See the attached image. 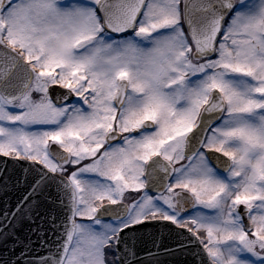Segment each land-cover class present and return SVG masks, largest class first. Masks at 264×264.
Instances as JSON below:
<instances>
[{
	"label": "snow or ice",
	"instance_id": "obj_1",
	"mask_svg": "<svg viewBox=\"0 0 264 264\" xmlns=\"http://www.w3.org/2000/svg\"><path fill=\"white\" fill-rule=\"evenodd\" d=\"M0 157L3 219L43 197L59 231L5 264H160L134 238L162 222L264 264V0H0Z\"/></svg>",
	"mask_w": 264,
	"mask_h": 264
},
{
	"label": "water",
	"instance_id": "obj_2",
	"mask_svg": "<svg viewBox=\"0 0 264 264\" xmlns=\"http://www.w3.org/2000/svg\"><path fill=\"white\" fill-rule=\"evenodd\" d=\"M0 171H3L4 175L12 177L8 191L6 193L0 191V264L16 260L21 252H25L26 258L30 260L47 255L56 236L59 235V231L52 227L53 213L50 202L40 197L38 198L39 203L32 207L30 213L22 209L16 219L9 216L8 220H4V210L7 208L10 211H15L18 200L22 199L27 189L23 183L24 169L14 166V162L10 158L0 157ZM17 177L21 180L19 186L16 184ZM55 223L59 225V219ZM162 223L167 224V227L145 229L142 234L135 235L137 254L148 260L150 259L147 256L149 251L158 253L156 259L160 264H199V258L194 255L199 246H189L186 251L180 249L178 245L182 241L177 235L180 230L175 229V226L168 222ZM60 231H62V225ZM5 232L8 233L6 239L4 238ZM129 243L132 244L133 239L130 238ZM169 248L175 249V251L170 253L166 250ZM17 264H24V262L17 261Z\"/></svg>",
	"mask_w": 264,
	"mask_h": 264
}]
</instances>
